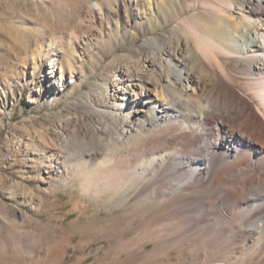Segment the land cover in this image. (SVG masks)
<instances>
[{"label": "rangeland", "instance_id": "374dc122", "mask_svg": "<svg viewBox=\"0 0 264 264\" xmlns=\"http://www.w3.org/2000/svg\"><path fill=\"white\" fill-rule=\"evenodd\" d=\"M179 1L144 18L135 0H0V264H200L208 245L191 230L148 227L154 202L142 203L135 183L97 182L129 150L108 138L119 68L144 59L145 37L171 36L164 14ZM49 157L58 163L43 164Z\"/></svg>", "mask_w": 264, "mask_h": 264}, {"label": "bare ground", "instance_id": "6f19581e", "mask_svg": "<svg viewBox=\"0 0 264 264\" xmlns=\"http://www.w3.org/2000/svg\"><path fill=\"white\" fill-rule=\"evenodd\" d=\"M135 1L144 18L167 2ZM164 17L171 36L145 37L144 59L127 58L113 82L108 138L129 150L97 182L135 183L140 201L154 202L148 227L191 230L194 244L208 245L200 264L264 262V0H181ZM69 55L62 63L72 66L78 54ZM56 64L49 59V73Z\"/></svg>", "mask_w": 264, "mask_h": 264}]
</instances>
